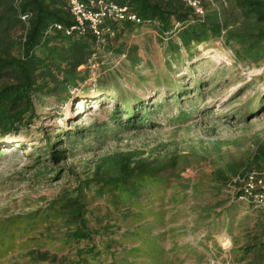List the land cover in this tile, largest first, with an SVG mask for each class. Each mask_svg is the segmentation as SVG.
I'll return each mask as SVG.
<instances>
[{"label": "rangeland", "instance_id": "rangeland-1", "mask_svg": "<svg viewBox=\"0 0 264 264\" xmlns=\"http://www.w3.org/2000/svg\"><path fill=\"white\" fill-rule=\"evenodd\" d=\"M227 12L234 17L232 10ZM231 26L230 21L219 38L190 54L182 51L173 61L164 56L165 41L152 28H125L105 48L97 49L89 63L88 81L70 89L68 100L36 98L37 122L22 127L16 139L0 144V230L8 236L12 219L28 213L38 217L65 188H74L76 183L64 182L65 177L37 182L32 177V158L41 150L47 159L48 137L66 139V134L80 132V138L60 143L70 152L60 162L49 163L50 169H71L76 179H85L98 165L102 171L111 169L113 159L126 152L176 161L174 170L163 176L167 188L145 195L137 202L140 208L131 213L126 207L119 209L126 212L116 226H111L118 217L115 210L86 206L93 222L89 227L100 229L95 244L109 251L98 260L101 264H264V236L257 229L264 227L259 224L264 222V211H255L238 196L242 186L231 182V187H222L217 178L218 173L227 179L243 176L261 171L264 165L253 160L257 147L264 143V61L255 66L236 59L235 42H226ZM165 81H171L169 87ZM99 84L108 95L121 93L125 102L144 101L149 107L147 121L127 127L125 116H119V123L112 120L113 110L125 103L106 95L97 100L83 96ZM87 130L97 133L86 134ZM52 211L44 220L47 223L27 229L22 224L12 234L16 238L9 250L0 248V264H32L28 254L35 248L50 251V259L56 257V262L65 264L74 259L77 247L88 246L82 242L62 247L61 238L73 227L66 211ZM33 229H41L36 239L30 237ZM222 234L229 238L227 249L219 242ZM42 242L45 246H40ZM140 243L147 255L135 257L133 249Z\"/></svg>", "mask_w": 264, "mask_h": 264}, {"label": "trees", "instance_id": "trees-1", "mask_svg": "<svg viewBox=\"0 0 264 264\" xmlns=\"http://www.w3.org/2000/svg\"><path fill=\"white\" fill-rule=\"evenodd\" d=\"M114 1L119 5L127 6L130 12L142 19L156 21L158 26L156 31L152 26L134 25L127 21L119 24L112 23V28L117 34L125 28H152L162 36L161 42L165 41L163 54L165 57L169 56L172 61L177 60L182 51L190 54L197 46L219 38L222 30L228 28L227 24L230 21L232 26L231 29L226 30V42H235L236 59L241 62L248 61L255 66L264 61V0L204 2L203 19H198L193 9L181 0ZM226 3L230 6L229 9H225ZM228 10H232L234 17L228 15ZM22 15L28 16L26 21L21 20ZM72 23L68 0H0V144L3 145L9 139H16L22 127L25 128L27 125L31 127L37 122L34 111L36 98L47 96L63 99L64 97V100H68L71 97L70 89L85 85L88 81L89 63L96 56L97 49L105 48L106 44L99 45L95 37L90 34H66L64 30L55 27L60 25L66 28ZM177 24L179 26L175 29ZM165 64L167 69L171 68L169 60L165 61ZM82 66L85 68L80 69ZM165 82L169 87L171 81L170 84ZM105 91L99 84L93 93H84L83 96L85 99L97 100L99 95H106L109 99H120L125 103V107L119 105L113 110L111 118L116 120V123L121 120L118 119L119 116H125L124 123L127 127H136L140 125V121H147L149 107L144 101L136 99L133 102H125L127 100L121 93L108 95ZM151 106L158 107L153 104ZM250 114L255 116L256 113ZM88 133L96 134L97 132L87 130L86 134ZM81 136L80 132H73L71 135L66 134V137H69L66 139L61 138V135L48 137L44 147L48 149L47 159L44 158L41 150L32 158L34 164L31 169L34 171L32 177L39 179L37 182L47 183L53 178L65 177L64 182L70 184L72 181L76 185L72 189L65 188L56 197V202L42 211L38 217L28 213L24 217L12 219L9 225L12 232H8V236L7 232L0 230V248L4 252L11 247L22 224L29 226L23 229L36 228L37 224L45 222L48 215L51 216L50 209L55 214V209L59 208L66 211L64 214L67 215V222L73 227L69 234L61 238L60 241L64 242L62 247L71 248L70 244L82 242L88 244L86 248L77 247L74 259L65 264H88V262L101 264L98 260L109 254V251L104 250L102 245L95 244L94 236L99 235L100 229L94 225L89 227L88 223L93 222L86 206L93 205L97 208L107 206L112 212L115 210L118 217L111 226H116L126 212L119 209L126 207L131 213L132 209L140 208L137 202L145 195L157 194L167 188L168 182L163 180V176L166 172L174 170L175 158L146 159L136 157L132 152H126L113 159L110 164L111 169L102 171V167L98 165L85 179H76L71 169L63 167L50 169L49 163L60 162L70 152L62 148L60 143L68 144L71 138ZM253 160L264 162V143L257 147ZM41 169L44 171L41 172ZM237 175L235 174L234 177ZM234 177L227 179L220 173L217 175L222 187H231L230 182ZM225 181L228 184L223 183ZM242 194L243 191L239 190L238 196ZM245 203L255 211L260 213L264 211V206L260 204L250 201ZM61 215H55V218H61ZM260 216L263 215L260 214ZM259 224L264 222L260 221ZM257 229L261 230L262 238L264 227L258 225ZM33 230L30 237L36 239L40 234L36 232L41 229ZM107 232L104 229V233ZM13 233L16 234L12 235ZM9 238L12 239L8 240ZM99 240L102 244L101 236ZM40 246H45V243L42 242ZM107 246L106 242L104 248ZM133 251L137 253L135 257L138 254L147 255L142 243ZM49 254L50 251L42 252L35 248L30 250L28 256L32 264H63L56 262V257L50 259ZM111 261L113 263L115 260Z\"/></svg>", "mask_w": 264, "mask_h": 264}, {"label": "built area", "instance_id": "built-area-1", "mask_svg": "<svg viewBox=\"0 0 264 264\" xmlns=\"http://www.w3.org/2000/svg\"><path fill=\"white\" fill-rule=\"evenodd\" d=\"M191 7L198 17L203 19L205 16L204 2L212 0H181ZM69 12L73 18V23L69 27L63 28L60 25L55 27L64 30L66 34L77 33L85 35L93 34L98 42L104 37L113 39L116 31L112 28V23L130 22L134 25H148L157 31L156 21L142 19L135 13L130 12L127 6L117 4L114 0H68ZM27 15H22L21 20L26 21ZM179 24L175 25V29ZM233 183L242 186L239 190L243 191L241 197L246 202H254L264 206V167L261 171H250L245 175H237L232 179ZM230 182V184H231Z\"/></svg>", "mask_w": 264, "mask_h": 264}, {"label": "bare ground", "instance_id": "bare-ground-1", "mask_svg": "<svg viewBox=\"0 0 264 264\" xmlns=\"http://www.w3.org/2000/svg\"><path fill=\"white\" fill-rule=\"evenodd\" d=\"M4 149H5V151H9V148H4ZM219 242L221 243L222 247L225 248V249L230 247L229 238L226 235H224V234H222L220 236Z\"/></svg>", "mask_w": 264, "mask_h": 264}, {"label": "water", "instance_id": "water-1", "mask_svg": "<svg viewBox=\"0 0 264 264\" xmlns=\"http://www.w3.org/2000/svg\"><path fill=\"white\" fill-rule=\"evenodd\" d=\"M72 25V24H71ZM87 34H90V35H92V36H94L93 34H91V33H87ZM87 34H85V35H87ZM116 35H117V32L115 33V37L113 38V39H109L108 37H104V40L103 41H101V42H98L97 41V38L95 37V39H96V42H98L99 43V45H104V44H106V45H108L109 43H111L114 39H116Z\"/></svg>", "mask_w": 264, "mask_h": 264}]
</instances>
